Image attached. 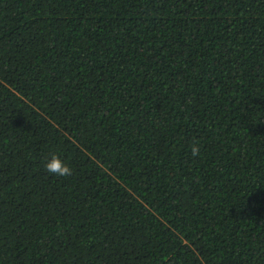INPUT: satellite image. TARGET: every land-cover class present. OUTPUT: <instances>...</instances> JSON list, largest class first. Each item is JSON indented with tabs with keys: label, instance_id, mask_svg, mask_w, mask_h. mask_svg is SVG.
I'll return each instance as SVG.
<instances>
[{
	"label": "trees",
	"instance_id": "1",
	"mask_svg": "<svg viewBox=\"0 0 264 264\" xmlns=\"http://www.w3.org/2000/svg\"><path fill=\"white\" fill-rule=\"evenodd\" d=\"M0 264H264V0H0Z\"/></svg>",
	"mask_w": 264,
	"mask_h": 264
},
{
	"label": "clouds",
	"instance_id": "2",
	"mask_svg": "<svg viewBox=\"0 0 264 264\" xmlns=\"http://www.w3.org/2000/svg\"><path fill=\"white\" fill-rule=\"evenodd\" d=\"M192 154L195 155L199 151L198 145L192 146ZM43 167L51 175L55 176H66L71 174V169L68 166L67 162L61 160L59 155L53 153L49 158H47L44 163Z\"/></svg>",
	"mask_w": 264,
	"mask_h": 264
}]
</instances>
